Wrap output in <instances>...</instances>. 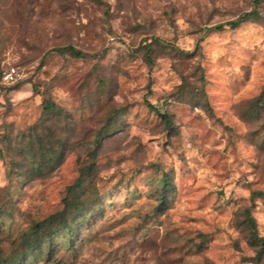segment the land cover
<instances>
[{"label":"rangeland","instance_id":"374dc122","mask_svg":"<svg viewBox=\"0 0 264 264\" xmlns=\"http://www.w3.org/2000/svg\"><path fill=\"white\" fill-rule=\"evenodd\" d=\"M67 46L88 57L54 51ZM45 101L76 140L29 182L12 159ZM0 148L16 264H264L243 223L250 209L264 237V0H0ZM90 163L91 207L28 251Z\"/></svg>","mask_w":264,"mask_h":264},{"label":"trees","instance_id":"16d2710c","mask_svg":"<svg viewBox=\"0 0 264 264\" xmlns=\"http://www.w3.org/2000/svg\"><path fill=\"white\" fill-rule=\"evenodd\" d=\"M257 18H259L258 12L251 11L239 17L238 20L230 22L228 26L231 29H236L242 24ZM54 51L68 53L76 59L88 57V55L73 46L59 48ZM150 53V51L147 53L148 59H150ZM149 107L158 113L153 106L150 105ZM65 116L64 110L56 103L45 101L42 118L28 129V134L23 133L21 135L15 148L16 155L12 159V169L20 173L27 181L50 177L64 164L69 153L74 150L73 142L76 138L72 137V132L70 134L65 127L56 121L48 120L50 117L57 119ZM161 118L167 125H171L168 115L162 114ZM0 157L4 158L2 148H0ZM163 181L166 186L170 184L167 175H165ZM90 190L91 163L81 167L79 178L68 188L63 201V209L37 223L32 230L33 237H24L23 247H26L28 251H32L38 243L39 238L36 236L40 233H42V236L46 235V239H50L58 231L67 228L70 221L82 217L91 207ZM243 223L249 232L251 241L259 247L260 253L264 254V237L259 236L257 224L250 209L243 210ZM2 254L3 250L0 246V264H16L17 258H4Z\"/></svg>","mask_w":264,"mask_h":264},{"label":"built area","instance_id":"2783aa9c","mask_svg":"<svg viewBox=\"0 0 264 264\" xmlns=\"http://www.w3.org/2000/svg\"><path fill=\"white\" fill-rule=\"evenodd\" d=\"M19 72L15 67H9L2 73V80L6 84H13L17 81Z\"/></svg>","mask_w":264,"mask_h":264}]
</instances>
